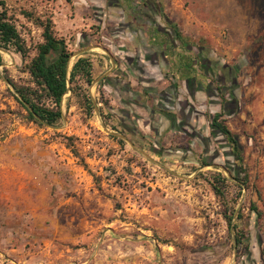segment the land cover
<instances>
[{"label":"rangeland","instance_id":"1","mask_svg":"<svg viewBox=\"0 0 264 264\" xmlns=\"http://www.w3.org/2000/svg\"><path fill=\"white\" fill-rule=\"evenodd\" d=\"M2 1L31 54L41 29L20 10L50 15L70 62L118 47L133 31L135 14L171 15L190 31L187 40L205 49L203 64L213 63V76L202 77L213 90V108L202 110L201 124L186 126L194 134L185 133L184 144L163 138L160 144L134 120L123 122L103 93L106 102H95L91 117L73 98L66 108V93L58 124L37 125L21 116L14 90L0 77V264H264V216L248 208L254 201L264 211V0ZM0 54V75L6 69L27 82L26 61L12 50ZM93 58L88 91L99 101L101 70ZM99 107L110 117L102 118ZM219 110L250 178L248 189L230 188L225 201L205 179L213 171L229 180L237 173L223 135L210 126ZM194 135L200 146L190 141ZM229 207L242 212L232 219L245 231L238 248L223 216Z\"/></svg>","mask_w":264,"mask_h":264},{"label":"crops","instance_id":"2","mask_svg":"<svg viewBox=\"0 0 264 264\" xmlns=\"http://www.w3.org/2000/svg\"><path fill=\"white\" fill-rule=\"evenodd\" d=\"M148 3L159 4L157 0ZM155 10L145 18L135 14L133 31L123 35L118 47L86 54L94 61V73L93 57H97L101 72L96 84L111 107H119L123 122L134 120L140 131L157 136L160 144L163 138L180 145L185 133L194 134L186 126L195 128L201 124L202 110L213 108V90L202 79L213 76V63L203 64L205 49L195 39L187 40L189 30L180 28L171 15ZM190 141L201 145L195 135Z\"/></svg>","mask_w":264,"mask_h":264},{"label":"trees","instance_id":"3","mask_svg":"<svg viewBox=\"0 0 264 264\" xmlns=\"http://www.w3.org/2000/svg\"><path fill=\"white\" fill-rule=\"evenodd\" d=\"M0 7V49L12 50L19 54L21 59L26 61L24 68L29 76L27 82L19 83L6 74V69L0 75L14 90V98L23 110L21 116L40 126L57 125L62 118L61 105L66 93H69L66 108L69 106V100L73 98L86 116H93L95 102L100 104L106 100L103 99L99 86L97 87L99 101H94L88 91V87L94 80V61L91 56L82 54L70 62L72 52L67 41L56 34L52 17L36 15L32 11L21 9V14L41 29V40L35 43L31 54V48L26 45L2 0H0ZM158 8L161 10L160 7ZM2 64L3 59L0 54V65ZM99 112L102 118L110 117V113H104L102 107H99ZM223 115L222 110L214 111L210 118V126L223 135L229 146L230 154L237 162V173L233 176V180H229L222 172L213 171L205 179L215 196L225 201L230 188L237 190V193L248 189L250 178L239 140L226 125ZM67 140L68 146L78 157L76 149L70 143L72 137H67ZM119 141L123 144V140L119 139ZM79 160L85 169L88 168V163L83 157ZM202 164L206 163L202 162ZM256 193L258 195L259 191L257 190ZM248 208L255 212L257 217L264 216V211L258 209L254 201H249ZM235 211L234 207H229L223 212V216L230 229L233 230L234 246L238 248L244 242L245 231L236 222H232L234 217L238 220L242 218V212L237 210L235 214Z\"/></svg>","mask_w":264,"mask_h":264},{"label":"flooded vegetation","instance_id":"4","mask_svg":"<svg viewBox=\"0 0 264 264\" xmlns=\"http://www.w3.org/2000/svg\"><path fill=\"white\" fill-rule=\"evenodd\" d=\"M157 12H158V11H157ZM157 12H156V13H157ZM157 22H158V20H157ZM158 23H159V22H158ZM229 105H230V103H229Z\"/></svg>","mask_w":264,"mask_h":264}]
</instances>
